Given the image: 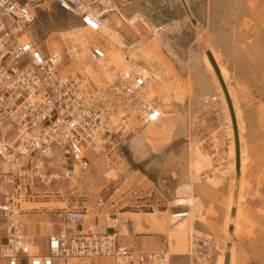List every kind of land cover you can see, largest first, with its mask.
<instances>
[{
  "label": "built area",
  "instance_id": "2783aa9c",
  "mask_svg": "<svg viewBox=\"0 0 264 264\" xmlns=\"http://www.w3.org/2000/svg\"><path fill=\"white\" fill-rule=\"evenodd\" d=\"M41 7H54L93 33L101 29L102 13L115 14L123 24L127 18L117 0H0V159L7 157V171L0 165V183L8 187L0 192V264L101 258L112 264H168L163 252L123 245L118 217L102 198L95 201L93 221L87 222L85 205L71 207L64 211L66 226L49 234L36 252L31 249L33 238L25 232V212L18 201L27 181L58 180L57 169L48 165L58 155L66 176L76 165L86 171L90 159L85 151L99 147L104 156L119 152L139 130L135 120L144 123L159 116L136 96L147 82L140 71L124 70L103 87L84 75H62L61 55L22 41ZM88 48L94 59L105 58L103 48ZM116 98L126 102L125 114L118 113ZM182 214L178 218L186 217Z\"/></svg>",
  "mask_w": 264,
  "mask_h": 264
},
{
  "label": "rangeland",
  "instance_id": "374dc122",
  "mask_svg": "<svg viewBox=\"0 0 264 264\" xmlns=\"http://www.w3.org/2000/svg\"><path fill=\"white\" fill-rule=\"evenodd\" d=\"M188 1L189 2L187 9L191 14L190 19L186 15V12L180 0H117L120 9L125 15H127V18L135 15L136 17H139L143 24V31L140 30L141 39H138V37L130 33L128 34V32L124 31V28L120 29L123 36H125L124 38L126 46L136 47L139 46L142 41L145 44L149 43L150 41V46L151 44L156 43H163L162 45H165V42L163 41H165V39L170 40L171 35L175 34L176 31L181 30L182 27H190L195 31H197L198 29L202 30L201 35L204 37H199L201 39L198 38L199 41L196 43V47H201L200 42L204 39L206 40L208 36V24L206 20L207 0ZM248 3L255 11L257 19L249 15L244 16V21L246 22L245 25H243L245 26V29H243L242 31L244 33L242 37L247 34H252V37H257L259 34L260 38H264V0H248ZM134 6L137 7V10H134ZM130 13L133 14L131 15ZM115 19L117 20L118 18ZM255 20L258 21L256 22ZM78 25L79 24L76 22V20L67 16L65 13L59 11L54 7H41V9L37 12L34 24L28 29L26 33H24L26 34L24 41H31L38 47H41L43 50H45L46 47H52V42L57 38V34H59V32H63L71 27H75ZM122 26H124L123 23ZM155 28H158V30ZM247 29L249 31H244ZM162 45L158 47L160 49L157 52L158 54L156 53V59L157 62L167 63L166 60H168L167 57L170 53H168V50L165 49ZM169 45L170 41H168L167 46L169 47ZM108 49L112 50L113 47H108ZM59 50L60 49H54L52 50V52ZM111 50L107 51V48H105L104 52L105 54H107L108 52L110 53ZM123 51L125 52V54H127V56H130V53L127 49H124ZM165 54L167 57L165 56ZM159 55H161L162 59ZM104 63L105 61L103 59V63L100 65V67H103V65H105ZM95 65L93 67H95ZM97 68H94V70H97H95L96 73H98ZM183 76L185 77V75H182V77ZM112 78L109 81L111 84H113L114 80H112ZM170 78V82L173 83H171L173 88L175 87L176 89L177 84L176 82H174V75H171ZM172 78L174 79V81ZM243 80H238L237 82L233 80L231 82L234 83L231 84H233L232 86L236 84V86L234 87L235 96L237 97L238 103L240 102L239 108L242 114V119L244 118L243 121L245 120L244 124H246L244 125L245 133L243 134H245V143L251 156V162L246 165V170L248 173H250V180L247 182L246 188H243L242 192L243 200L241 202L242 204L240 205V211L244 207V215L242 216L241 212V216L239 218V226L236 231L237 234L232 239L234 249L233 253L234 258L237 257V252H243V254L246 255L244 250L239 245L240 236L249 235V237L254 240H257L258 237L259 240L255 241V245H252L250 255L253 257L254 264H264V89H257L261 88V85L263 86V84H261L260 82L257 83L258 87H254L251 86V84H249L248 82H244ZM241 82H243L244 84ZM110 83L107 84L110 85ZM107 84L105 86H103L102 84V86L107 87ZM183 86L185 87V84L182 85L181 92L182 89L186 91L184 92V94L182 92L181 99H171L172 105L174 106L171 107V113L177 115V117L175 118L184 117L185 120L189 119L188 125L189 129H191L192 131L191 133H182L179 135L176 134V137L174 135L172 137V140L169 141L170 144L168 143L160 146L158 150L148 153V155L144 156V158L142 159L135 158L132 150L129 148V143L131 140L129 139L126 146L119 152H112L107 156H104V153H99V157L95 158V162L97 163L93 161V163L90 164V171L87 173H81V176H78L74 173L71 180H39L33 178L32 181H27L26 190L22 191L25 198L21 200V208H23V205L25 204L24 201L33 204L37 203L41 206L44 205L48 207H40L39 210L34 209L32 211H26L25 209H23L25 211L24 215L27 214L28 216H30V218H26L30 221L26 223V227H29L30 223L33 224L32 218H34V221L36 223L35 227L40 229L43 235L56 233L66 226L63 217L65 210L71 207L85 205L90 213L89 219H91L93 217L92 211L95 208V201L98 198H102L105 208L115 213L118 217V221L120 220L119 213L122 212L140 214L128 215V218H134L135 221L136 219L139 220L140 218H142L144 228L142 233H139L140 228L137 229V226L134 224L135 222L132 223L129 221L127 223H124L128 230V236L120 237V240L124 245L134 244L139 246V244L136 242L137 239L142 236H147L151 238L152 245L153 243H155V245H158V247H160V249L152 251L165 253L166 249L164 243V233L160 234L155 229L148 228L149 221L147 219L152 218V216L142 214L153 213V217L155 219H161L163 216L168 218L170 213L186 210L185 208L187 207L182 209V207H176L172 203L176 196V190L178 188V173L180 168L178 166L166 168L164 164L167 161L168 157L171 156L175 159H179L181 162H183L184 160L186 163L183 162L181 166H184L185 164L184 167H186L190 162L188 150H190L192 144H194V148H199L203 145L204 141L205 147V102L204 100H202V98L195 99L193 90L188 87V89L186 87L184 88ZM159 95L161 97V94ZM160 97L158 99L163 102L164 98ZM159 103L160 102H157L154 105L156 111L157 109H159V107L157 106L159 105ZM176 104H180L181 106L178 107ZM185 106H187V108ZM219 112L220 111H217L218 114ZM178 114L180 115L178 116ZM158 127H160V124L158 125ZM220 128L221 132L225 131L224 133L228 135L226 125H221ZM229 137L230 136H228V138ZM230 141L231 138L229 139V142ZM215 142L221 143V139H218V141L215 140ZM230 143L229 150H231ZM229 150L226 153L222 152L221 155L218 156V163L214 165L216 167H219L220 171H226L225 166L231 160V154ZM221 151H223V149ZM203 154L204 156H206L205 151L203 152ZM100 155H102L103 157ZM58 156V160H60L61 156ZM93 156L94 155L92 154L88 159L93 160L91 159ZM261 163L263 164V166L260 168L259 166ZM204 168V170L202 169V171H200L198 174L199 178V175L202 172L201 181L205 180L204 175L210 174L214 167L211 165L208 168ZM28 185H30V187ZM0 186V188H5V186L2 184ZM194 200L195 199L193 193H191L190 202H192L193 204ZM180 205L185 206L183 203H179L177 206ZM253 206L255 207L254 209L252 208ZM188 207L189 209L190 207L194 209L192 205H188ZM166 210L168 211L163 214L162 212ZM250 210H253V212L262 219L261 224L257 226L259 227L260 231L259 236H250V233L246 228L247 226H249L250 222L244 217H250ZM194 217H198V219L194 221L195 229L198 232H194V234L205 236V238L215 241V244H213V246L209 245V249H212L210 251H218L220 249L219 252H221L224 248V240L226 239L224 235L225 230L223 231L222 227L219 225V234L213 232V238L212 235L205 234V210L202 212V215H200L199 213L197 214V211L194 212ZM188 219L189 218L183 220L184 224L180 227L182 231L186 233V227L189 224ZM225 234H227L228 236V228ZM188 235L189 234L187 233L186 237H188ZM36 242L40 244L37 245V248L40 249L44 242L38 238L37 240H35V243ZM216 243H218L219 245L218 248L215 247ZM200 245L201 244L197 240H194L193 246H189V248H187L190 251L189 253H191L187 257H194V259H196L200 256V253L205 254V247L202 248L200 247ZM175 257L177 256H171L170 259L172 260V258ZM203 257H205V255ZM72 261L73 260H71V262ZM83 261L88 262V260Z\"/></svg>",
  "mask_w": 264,
  "mask_h": 264
},
{
  "label": "bare ground",
  "instance_id": "6f19581e",
  "mask_svg": "<svg viewBox=\"0 0 264 264\" xmlns=\"http://www.w3.org/2000/svg\"><path fill=\"white\" fill-rule=\"evenodd\" d=\"M180 1L186 12V15L190 19L191 14L189 13L187 9L189 1L188 0H180ZM135 9L137 10V7H135L134 10ZM206 9H207L206 20L208 24V33H207L208 36L206 40L204 39L200 42L202 51L199 56L194 57V61H195L194 66L201 68L203 77L205 76V79H207L206 81H204L202 78V80L206 82L205 84H207V85L204 84L205 86H202V87L206 88L205 92L207 91L206 93L209 96L211 95V99L208 98V101L206 100L205 101L207 103H217L218 106L221 107L223 121H224V124L226 125L228 136H230L229 139L231 138V141H230L231 150H229L231 154V160L228 166L230 170L229 171L230 177H229V182H228L229 187L227 186L228 187V190H227L228 197L225 203V217H224V223H223L225 225L224 226L225 230L228 228V236L227 234L225 235L226 236L225 247L221 251V254L218 256L216 264H224V259H225L226 254H229V264H234V253H233L234 249H233L232 239L233 237L236 236L237 234L236 231L239 226V218L241 216L240 205L242 204L241 202L243 200L242 199L243 198L242 187L245 181L246 165H248V163L251 162V156L249 154L248 148L245 143V139H244L245 134H243L245 133L244 132L245 131L244 125H246L244 124L245 120L243 121L244 118L242 119V114L239 108L240 102L238 103L237 97L235 96L234 87L236 86V84L232 86L233 84L231 83H234V82H231V81L234 80L237 82L238 80L244 79L243 80L244 82L246 81L249 84H251V86H254V87H258L257 83L260 82L261 84H263V86L261 85L260 86L261 88H257V89H260V90L264 89V38L261 37L262 38L261 39L259 37V34L257 37H252L251 36L252 34H247L244 37H242V35L244 34L242 31L243 29H245V26L243 25H245V22H246L244 21V16L249 15L257 19L256 13L249 5L248 0H207ZM115 18H118L116 17L115 14H108V15L105 14L104 15L102 13V18L100 19L101 29L99 32L93 33L79 24L78 26L71 27L68 30H65L63 32H59V34H57V38L55 40L53 39L54 41L52 42V45H51L52 47H46V48L49 51H51L50 53H58L59 55H61L62 62L59 65V72L62 75H72V76H75L78 74L84 75L85 77H89L88 79H93V81L99 85L103 84V86H105L107 83H110L109 81L111 80L112 77H113L112 78L113 80L116 74H120L124 70L130 69L132 71L133 70L140 71L145 76V78L147 79L146 85L136 92V96L139 97L141 101H143V105L153 108L154 111L159 116L155 120L149 121L148 123L145 121L144 123H147L146 125H143L144 123L142 124L136 120L133 123L134 125L139 127V130L136 131L133 136H131L132 138L129 143V148L132 150L135 158L142 159L144 158V156H147L148 153L152 151L155 152L156 150H158L160 146H163L164 144H168L169 141L172 140V137L174 135L176 137L177 135L181 134V130H180L181 124H176L174 121V118L177 117V115L167 110V108L163 105L164 102H161L158 98L160 97L159 92L161 91V89H164V93L161 95L160 98H164V96L166 95L168 96L170 91L175 90V87L173 88L172 86L173 83L168 81L171 75H174L175 81L173 78L172 79L177 84L176 90H181L182 85H183V83L181 82V78L183 74L181 76L180 74L181 72L185 70L181 71L182 64L179 62L178 63L180 67H177V68L174 67L177 64L175 65V62L173 61H172L173 62L172 64L171 62L172 56L168 55L167 57L166 54L165 56L168 59L166 60L167 63L157 62L156 53L160 49L158 47H160V45H162L163 43L162 44H157V43L151 44L150 46L149 44L151 43L150 41L149 43H146V44L142 41L139 46H136L135 44L137 43H135L134 45L136 47H131V46L127 47L125 44V38H124L125 36H123L120 29L124 28V31L128 32V34L130 33L138 37V39L139 38L141 39L140 30L143 31L142 21L139 19V17L132 15L130 18H126V23L124 24V26H122V23L119 20V18L117 20ZM244 31L247 32L249 30L247 29ZM24 33L26 32H23L20 38L22 41H24V38L26 37V34ZM154 42H157V41H154ZM90 44H94L97 47H102L103 50L107 48V51L111 50V49H108V47H113L110 53L108 52L107 54H105V58H104L105 65H103V67H100V65L103 63V60H96L91 55L89 48H88ZM166 44L167 43H165V45H162V46L168 50L169 47L167 46L168 44L167 45ZM54 49L56 50L60 49V50L52 52V50ZM124 49H127L129 51L130 56H127V54H125V52L123 51ZM207 52L210 53L219 71L220 78L227 90L229 99L231 101L235 120H236L238 139H239V157H240V169H239L238 177L235 176L236 175L235 174V147H234V142H233V127L231 123V117H230L226 97H225L223 88L221 86V82L219 81V78L217 77L215 73V69L213 65L211 64V61L207 57V54H206ZM159 56L161 58V55ZM93 64L94 65L96 64L95 65L96 68L98 67L97 68L98 73H96L97 71L96 69H95L96 71L94 70L95 67H93L94 66ZM190 71L191 70L186 68L187 74L191 73ZM201 71H199L198 73H200ZM200 77H202V75H200ZM189 85H185V87L190 88ZM108 86L109 85L107 84V87ZM182 91H184V89H182ZM201 91L202 90H200V92ZM157 102H160L159 104H162V105L156 104L160 109V110L157 109L156 111V109L154 108V105ZM115 103L118 108V113L125 114V111L127 110L126 108L128 107L126 102L122 98H116ZM179 115L180 114H178V116ZM218 115L219 114H217V116ZM159 124H160V127H158ZM9 145L13 147L12 142H10ZM191 147H190V150H188L189 156H190V162L188 163V170H189L188 172L186 170L187 167H184L185 164L184 166H181V164L185 162L184 160L183 162H181L179 159H175L171 157L170 155L168 159L166 158L167 161L164 164L166 168L175 167V166H178L180 168L179 173H178L179 174V177H178L179 178V183H178L179 190H181L182 192H185V188H187L189 190V193H191L190 190L192 186L194 189L198 190L199 184L195 183L198 177V174L200 171H202L204 167H208L207 158L206 156H204L203 151L198 147L194 148V144H192ZM95 153H98V154L100 153L99 147H96L94 150L89 149V151H85L84 155L88 157V156H91L92 154L94 155ZM25 154L29 155L28 153H25ZM91 159H94V157H92ZM90 161H92L93 163V161L95 162V159L90 160ZM37 162H38V165L42 164L41 159H37ZM63 164H64L63 159L61 158L60 160H58V157L52 159L48 163L49 166L53 167L54 169H57L55 170V172L58 177V181H62L65 179L71 180L74 173L77 174L78 176H81V173H85V172L87 173L90 171V166H89V169H87L86 171H81L79 167L76 165L74 167V170L68 176H66V170L63 169L62 167ZM0 165H1V168L3 167L2 168V170L4 169L3 171H7V168H6L7 167V157H5V160L0 159ZM62 171L65 174L63 175L64 176L63 178L61 177ZM203 191L202 193L204 194ZM2 192H8V187L4 188ZM182 196H183V193H182ZM22 199H24V194H22L20 199H18V201L20 202V206L22 205L21 204ZM24 203L25 204L23 205V208L21 209L22 210L25 209L26 211L40 209V207L42 208L48 207L44 205L41 206L37 203L33 204V203H27L25 201ZM185 209L186 210L171 213L169 215L168 217L169 231L175 230L178 224L187 218V214L189 213V210H188L189 207ZM192 210L194 211L193 208ZM232 210L234 212L233 215H231ZM94 212H95V208L92 211L93 217L91 219H89L90 213L88 212V215L86 218L87 222L93 221V218L95 216ZM179 213H183L182 215L183 216L186 215V217L178 218V216H180ZM127 214L129 215V213H119V217H120L119 235L122 237L128 236V230H127L126 225L124 224L127 221H129V220L126 221V218H125ZM24 218H25V215L23 219ZM190 224H191L190 237H192L194 240H198L199 242H203L202 238H200L199 236L196 237L194 234L195 232L194 221L193 222L191 221ZM31 249L34 252L37 251V248L35 245H33ZM172 250H173V247H171L169 250H166L165 252L168 259L174 255L173 254L174 252Z\"/></svg>",
  "mask_w": 264,
  "mask_h": 264
},
{
  "label": "crops",
  "instance_id": "0c3cea01",
  "mask_svg": "<svg viewBox=\"0 0 264 264\" xmlns=\"http://www.w3.org/2000/svg\"><path fill=\"white\" fill-rule=\"evenodd\" d=\"M130 14H132V13H130ZM74 20H76V19H74ZM173 21H176V20H173ZM179 21H181V20H179ZM76 22H77V20H76ZM155 29L158 30V28H155ZM201 32H202V30H199V29L197 31H195L194 29H192L190 27H182L181 30L176 31L175 34L171 35L170 40L165 39L166 41H164L167 44H168V41H170V45H169V49H168V53H170V54H168V55H170V56H172V58H174V59L171 58V62L173 61V62H175V65L177 64L176 66H174V65L173 66L176 68L180 67L179 63H181L182 64L181 71L185 70L184 73L183 72L181 73L183 75L186 74L185 77L183 76L181 78V82L185 85L190 84L189 86H190V89H192L194 94H195V97H196L195 99L202 98V100H204V102L206 104L205 105V113H206L205 114V147H204V141H203V145L199 148L203 152L205 151V155H206L207 163H208V164L206 163L207 166L210 167L212 165L214 167L210 174L204 175V177H205L204 181H201L202 172L199 175V178L197 177L195 183L199 184L198 190L194 189L193 186L191 187L190 192L193 193V196L196 195L194 197L195 200H194L193 204H192V202H190L191 193H189V190L187 188H185V192H182L181 190H179V186L176 190L177 194H176V196L172 202L173 205H175L176 207H182V209L185 207H188V205H190V206L192 205L194 207V211L192 210V207H190V209H188L189 210V213H188L189 217L187 215V218H189L188 219L189 224L186 227L187 233L189 234L188 237H186L187 233L182 231V229L180 228L184 224V221L183 222L181 221L178 224V226L175 228V230L169 231V229H168L169 219L168 218L163 216L161 219H155L153 217V215H154L153 213L142 214V215L152 216V218L147 219L149 221L148 228H153L160 234L164 233V235H165V241H164L165 249L169 250L171 247H173V250H172L174 252L173 256H177V257L172 258V260L169 258L168 264H216L217 258L221 254V252H219L220 249L218 251H210L212 249H209L210 248L209 245L213 246V244H215V241H212L208 238H205V236H199V235L195 234L196 237L199 236L200 238L203 239V242H199L198 240L197 241L201 244L200 247H202V248L205 247V254L200 253V256L198 258L195 257L196 259H194V257H192V258L187 257L188 255L191 254V253H189L190 251L187 248H189V246L192 247L194 244V239L192 237H190V227H191L190 223H191V221L193 222V221H196V219H198V217L197 218L194 217V212L197 211V214L199 213L200 215H202V212L205 210V234L212 235L214 238V233L219 232L218 231L219 225L222 227L223 231L225 230V227H224L225 225L223 223H224V217H225V203H226L227 197H228V191L227 190L229 187L228 182H229V177H230V174H229L230 170L228 168V164H230V163H228L225 166L226 171H220L219 167H216L214 165L218 163V156L221 155L222 152L223 153L228 152L230 142H229L228 135H226L224 133L225 131L221 132V130H220L221 125H223V126L225 125L224 121H223V117H222L221 107L218 106L217 103H207L206 102V101H208V98L211 99V95L209 96L206 93L207 91L205 92L206 88L202 87V86L207 85V84H205L206 82H204L207 79H205V76L203 77V73L201 71L202 69L198 68L197 66H194V64H195L194 63L195 62L194 57L199 56L201 51H202V47H196V43L198 42L197 41L198 37H202V38L204 37L201 35L202 34ZM47 51L50 53V51L48 49H47ZM173 62H172V64H173ZM192 62H193V64H192ZM193 67L195 69L197 68L196 69L197 71ZM186 68L191 70L190 71L191 73L187 74ZM199 71H201L200 72L201 74L198 73ZM181 74H180V76H181ZM200 75H202V77H200ZM196 76H197V78H196ZM202 78L204 81L202 80ZM170 79H168V81H170ZM201 80H202V82H201ZM199 82H201V83H199ZM197 87H199V88H197ZM200 90H202V91L200 92ZM182 92L184 94V91H182ZM182 92H181V90L175 89V90L170 91L168 96L167 95L164 96L165 100L163 101L164 102L163 105L167 108V110L171 111V107H174L172 105L171 99L174 98L175 100H180L182 97ZM159 93L162 95L164 93V89H161V91ZM203 97H204V99H203ZM205 98H207V99H205ZM159 105H162V104H159ZM177 106L180 107L181 105L178 104ZM182 106H184V105H182ZM185 107L187 108V106H185ZM217 111H220L218 116H217V114H218ZM174 121L176 124H181L180 125L181 134L182 133L188 134L189 132L191 133V129H189L187 119L185 120L184 117H179L177 119L174 118ZM147 123H144V124L142 123V124L146 125ZM218 139H221V143L215 142V140L218 141ZM222 149H223V151H221ZM89 157L90 156H88V158ZM91 163H92V161H90V164ZM262 166H263V164L261 163L259 167L261 168ZM186 167H187L186 170L188 172L189 171L188 165ZM249 175H250V173H248L246 170L245 181H244V185L242 187V192H243V188H246L247 182L250 180ZM226 177L228 180L226 179ZM3 190H4L3 188H0V192ZM202 191L204 192V194L202 193ZM182 193H183V196H182ZM187 194H189V195H187ZM179 203H183L185 206H182V205L177 206ZM252 205H250V206H252ZM252 208L254 209L255 207L253 206ZM243 209H244V207H243ZM243 209L241 210L242 216L244 215ZM35 210H39V209H35ZM30 211H32V210H30ZM167 211L168 210L163 211L162 213L165 214ZM122 213H129V215H140V214H135V213L133 214L130 212H122ZM27 216L28 215L25 214V218H24L25 232L33 238L32 246L35 245L37 248L38 247L37 245H40V244L38 242L35 243V240H37V238H38L45 243L46 238L49 234L43 235L41 230L35 227L36 223L34 221V218H32L33 224L30 223L29 227H26L27 226L26 223L30 222L29 220L26 219V218H30V216H28V217ZM126 216H125L126 221L129 220L132 223L135 222L134 224L137 226V229L140 228L139 233H142L144 230L142 218H140L139 220L136 219V221H135L134 218H128V214ZM244 218L250 222L249 226L246 227L250 233V236L251 235L259 236L260 231H259V227H257V226H259L261 224V221H262L261 217L256 215L253 212V210H250V217L247 218L245 216ZM129 221H127V222H129ZM194 228H195V224H194ZM226 231H227V229L224 232L226 233ZM196 232H198V231L195 229V233ZM225 233H224V235H226ZM258 240H259L258 237H257V240H254V239H251L249 237V235L240 236V240H239L240 244L239 245L244 250L246 255H244L243 252H237V257L234 258V264H254L253 257L250 255V253H251L252 245L253 244L255 245V241H258ZM136 242L139 244V246L134 245V244L125 245V246L131 247L132 249H134V251H147L148 252V251L160 249V247H158V245H155V243H153V245H152L151 244V238L147 237V236L139 237ZM44 243L42 244L41 248L43 247ZM146 243H148V244H146ZM215 247L216 248L219 247L218 243H216ZM224 247H225V240H224ZM142 249H145V250H142ZM37 250H38V248H37ZM154 252H156V251H154ZM204 255H205V257H203ZM203 261H205V262H203ZM72 263L73 264H112V261L110 259H106V258L94 259V260H90V261L88 260V262H85L83 260L73 259Z\"/></svg>",
  "mask_w": 264,
  "mask_h": 264
},
{
  "label": "water",
  "instance_id": "95a60500",
  "mask_svg": "<svg viewBox=\"0 0 264 264\" xmlns=\"http://www.w3.org/2000/svg\"><path fill=\"white\" fill-rule=\"evenodd\" d=\"M207 57L209 58V60L211 61V64L213 65L214 69H215V73L217 75V77L219 78V81L221 82V86L223 88L225 97H226V101H227V105H228V109H229V113H230V117H231V123H232V127H233V138H234V147H235V176L238 177L239 175V169H240V157H239V139H238V131H237V126H236V120H235V116H234V112H233V108H232V104L231 101L229 99L227 90L220 78V74L219 71L210 55L209 52L206 53ZM233 210L231 211V215H233ZM224 264H229V254L225 255V259H224Z\"/></svg>",
  "mask_w": 264,
  "mask_h": 264
}]
</instances>
